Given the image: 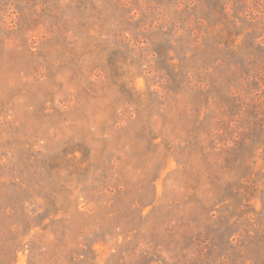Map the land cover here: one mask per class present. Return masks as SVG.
Listing matches in <instances>:
<instances>
[{"label": "rangeland", "instance_id": "obj_1", "mask_svg": "<svg viewBox=\"0 0 264 264\" xmlns=\"http://www.w3.org/2000/svg\"><path fill=\"white\" fill-rule=\"evenodd\" d=\"M0 264H264V0H0Z\"/></svg>", "mask_w": 264, "mask_h": 264}]
</instances>
